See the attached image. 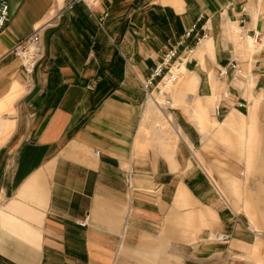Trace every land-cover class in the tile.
I'll return each mask as SVG.
<instances>
[{
	"label": "crops",
	"instance_id": "0c3cea01",
	"mask_svg": "<svg viewBox=\"0 0 264 264\" xmlns=\"http://www.w3.org/2000/svg\"><path fill=\"white\" fill-rule=\"evenodd\" d=\"M69 1L7 0L0 264H115L122 246L153 237L189 247L196 262L203 247L215 256L204 236L229 218L206 167L251 225H264V124L254 111L264 104V0H96L92 10ZM36 28L44 56L28 73L10 50ZM171 46L194 51L162 111L163 97L147 95L145 106L137 90ZM233 60L241 77L219 76ZM233 238L234 247L255 241L238 229ZM149 248L146 262L172 264L168 245Z\"/></svg>",
	"mask_w": 264,
	"mask_h": 264
},
{
	"label": "rangeland",
	"instance_id": "374dc122",
	"mask_svg": "<svg viewBox=\"0 0 264 264\" xmlns=\"http://www.w3.org/2000/svg\"><path fill=\"white\" fill-rule=\"evenodd\" d=\"M71 1L72 0H70L69 3ZM77 3H80V2H77ZM106 16H107V13H106ZM98 26L102 29L104 28V24H103V27H101L99 24H98ZM41 45L43 46L42 43H41ZM262 54L264 55V50L262 51ZM43 56L44 55H43V49H42V57ZM42 57L35 63V66L42 59ZM188 61L189 60H187L185 63H187ZM35 66H34V68H35ZM184 71H185V68L182 66V68L180 69L179 72L183 74ZM152 73H153V71H152ZM152 73L142 81L141 86L137 90V92L142 97V100L144 101L145 106H146L147 101H148V96H147L148 93L152 92V91H157L156 85L158 84V77L153 80L154 81L153 85L150 86L148 89L145 88V86H144L146 80L152 75ZM179 76L182 77V75H177L176 80H180ZM92 86H93V84L88 85V87L91 89H92ZM150 96L153 99L154 98L156 99L159 95H157L154 92V93L150 94ZM169 96H170L169 94H166V96L164 97V100L166 103L164 105H160V109L162 111H166V109L169 108V105H173L172 103H170ZM161 99H162V97H159V100H161ZM225 110H226V108L223 107V114L221 116L217 117L218 120H215L214 117L212 120H215L217 122H221L222 119L224 118ZM256 110L257 111L259 110V112H257L258 117L260 118L262 116L260 119H261V121H263V124H264V104L262 106L255 107L254 111H256ZM261 111H262V114H261ZM212 112L214 113L213 106H211V113ZM214 116H215V114H214ZM154 123H157V125H158V122L154 121ZM252 133H254V136H255V131H253ZM263 136H264V130H263ZM236 137L243 138V132H236ZM243 165L244 166L240 165L241 166L240 172H241V174H244V176H245V174L247 175L252 170H254L253 160L249 166H247V162H244ZM203 167H206V166H203ZM206 168H208V167H206ZM206 168H205V172L209 178V182H211V184H212V188L215 189L216 191H219L221 194L220 195L222 198L221 199V201H222L221 207H225L224 209H226V210H222V211H226L228 214V218H229V222L227 223L228 228H226V230L211 229V230H208L204 236V238H205L204 240L213 244V245H211V247L215 249L214 252H218V253H215V256H210L211 255L210 251L212 249H208L206 247H203V249L200 250L201 253H199L197 256L200 259L206 258V260H203V261L199 260L200 262L199 261L196 262L190 258L191 256L189 255V251H190L189 247L184 248L183 246H179L177 244L172 245L171 242L165 241L161 237H153V239L152 238L144 239V241L142 243L137 244V243L129 242L128 245L122 246L119 249V251L117 252V260H116L115 264H154L152 262H146L144 258L149 257L148 256V252L150 250L149 247H151L154 244H159V243L163 244L164 246L168 245L167 249L171 250L172 255L174 257L172 264H264V225H261L260 228L253 227L251 225L249 215L247 214L248 209L245 210V208L242 209L241 207H238V208L235 207L234 203L230 202V198H229V196H227L226 191L223 190L221 186H219V183L216 180H213L212 172L209 175V173L206 171ZM208 169H210V168H208ZM130 176H131L130 172H128L127 177H126L127 185H129V183H130ZM237 185L238 186H235V185L231 186L232 190L235 191V193L237 192L236 195H238V193H240V190H241L240 188L242 187L241 183H238ZM130 186L131 185H129V187ZM229 206L232 207L233 211L229 210ZM214 214H215V212H214ZM247 216H248V218H247ZM235 229H238L245 236H248L249 239L255 240V241L247 242V244L240 242L239 245L237 244L236 247H234L233 242H235V240L233 238V231ZM215 234L227 235L228 239L225 241L224 240H218V238H214ZM255 244H257V246H256L255 253H253L251 251L252 250L251 247ZM220 251H222V253Z\"/></svg>",
	"mask_w": 264,
	"mask_h": 264
},
{
	"label": "built area",
	"instance_id": "2783aa9c",
	"mask_svg": "<svg viewBox=\"0 0 264 264\" xmlns=\"http://www.w3.org/2000/svg\"><path fill=\"white\" fill-rule=\"evenodd\" d=\"M95 0H72L68 7H72L73 5L77 4V2H82L88 9L92 8V5ZM92 10V9H91ZM106 17V14L97 18V24L103 27V21ZM10 18V12L8 9L7 0H0V31L4 29V26L7 24ZM198 29V24L195 22L187 31L186 35L190 36L192 32H195ZM258 33H255L253 41L257 40ZM200 37H198V40ZM42 40L40 29L36 28L31 34L25 36L24 38L19 39V42L10 50V53L17 56L22 63V67L26 72L32 73L35 63L42 57ZM185 50L187 51L182 57L179 51L175 46H171L167 48V52L163 54L161 59L155 64L153 69L152 75L146 80L144 86L145 88H149L153 85V80L158 77V84L156 88L158 91H161V87L159 86L160 83L163 81L164 78L171 79L173 75H169L171 69L174 65H184L189 57L193 53V47L189 46L186 47ZM229 65L219 70V76H225L230 69L231 71V78L238 79L243 74V68L237 60H233L228 63ZM172 80H174L172 78ZM227 97V94L224 95V98ZM222 99H220L216 105L214 106V114L216 117L221 116L223 114V106H222ZM241 106V104L239 105ZM216 238L218 240H227L228 236L224 234H216Z\"/></svg>",
	"mask_w": 264,
	"mask_h": 264
},
{
	"label": "bare ground",
	"instance_id": "6f19581e",
	"mask_svg": "<svg viewBox=\"0 0 264 264\" xmlns=\"http://www.w3.org/2000/svg\"><path fill=\"white\" fill-rule=\"evenodd\" d=\"M182 66L185 68V65H174L173 67H172V69H171V72H170V76L171 75H173V77H170L171 79H168L167 77L166 78H164L163 79V81L160 83V87H161V91H152V92H149L148 93V95L150 96V94H152V93H156L157 95H159V96H161V97H163V99H164V97L166 96V94H167V92H168V90L170 89V87L177 81L176 80V76L177 75H182V73H180L179 71H180V69L182 68ZM172 78L174 79V80H172ZM225 93L228 95V93L225 91ZM220 100V97H219V93H215L214 95H213V111H214V106L216 105V103L218 102ZM155 102H157L158 103V100L157 99H155L154 100ZM166 102H165V100H163V104H165ZM217 236H216V234L214 235V238H216Z\"/></svg>",
	"mask_w": 264,
	"mask_h": 264
}]
</instances>
